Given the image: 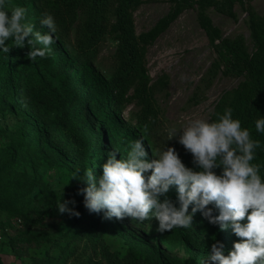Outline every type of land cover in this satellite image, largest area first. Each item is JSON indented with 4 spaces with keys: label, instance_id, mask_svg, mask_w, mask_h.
<instances>
[{
    "label": "trees",
    "instance_id": "trees-1",
    "mask_svg": "<svg viewBox=\"0 0 264 264\" xmlns=\"http://www.w3.org/2000/svg\"><path fill=\"white\" fill-rule=\"evenodd\" d=\"M143 1L32 0L42 10L44 18L46 14L54 18L56 31L52 34L53 38L68 53L80 74L76 79L68 73L52 45L48 46L50 50L45 58L37 57L32 62L27 58L30 51L27 39L30 37L25 39L23 47L15 46L10 38L5 42L11 47L9 53L0 50V106L15 114L21 126L25 124L26 128L17 130L0 153V212L17 215L16 205L35 188L44 196L45 192H49L38 172L39 167L46 165L57 168L63 182L70 188L75 201L73 208L80 213L78 217L71 216V219L77 223L80 232L88 228L104 231L111 225L114 217L106 219V210L89 212L84 206L83 195L78 194V190L86 186L78 181L85 170H92L94 183L99 187L102 166L108 159L102 150L105 135L98 134L88 119L87 111L119 135L113 122L124 105L134 101L140 108L136 126L130 131V136L121 134L118 137L122 145L119 159H126L131 145L142 139L151 161L153 148L148 137L157 114L154 89L156 85L164 88L167 78L164 75L154 85L150 84L146 69L147 49L182 13L194 7L198 9V25L216 55L207 70L209 79L212 80L218 73L242 79L236 88L221 95L210 122L218 120L227 108L232 109V118L240 121L242 130L247 129L250 138L259 141L260 146L254 150L251 163L259 166V175L264 181V133L258 132L255 127L258 119H264V15L258 16L246 9L254 48L249 52L242 38H223L206 15V10L212 8L228 18H235L234 7H244V0H167L169 11L150 30L137 35L133 12ZM13 4L14 7H21L17 0ZM24 22L30 24L26 15ZM33 30L45 33L35 26ZM46 31L49 32L47 27ZM107 39L113 40L116 47L112 56L114 71L109 79L104 80L94 72L93 63ZM57 134L63 137L59 138ZM64 146L71 147L77 154L64 153ZM178 155L186 167L199 171L189 151L184 150ZM214 171L219 175L222 169ZM149 175L151 170L145 173L146 177ZM74 176L76 179H73ZM209 206L213 212L219 213L215 203ZM241 223L246 224L247 219ZM185 232L184 228H174L164 232L162 239L167 242L174 234L184 236ZM232 233L234 242H239L240 238ZM123 237L127 245L123 258L105 251L110 264H162L155 248ZM70 239L71 236L65 234L54 239L51 247L55 252L41 256L37 263L62 264L70 253L66 248ZM217 241L220 242L214 239L206 248L211 249ZM185 250L189 256L188 264H211L206 261L207 257L196 251L188 247Z\"/></svg>",
    "mask_w": 264,
    "mask_h": 264
},
{
    "label": "rangeland",
    "instance_id": "rangeland-1",
    "mask_svg": "<svg viewBox=\"0 0 264 264\" xmlns=\"http://www.w3.org/2000/svg\"><path fill=\"white\" fill-rule=\"evenodd\" d=\"M13 1L5 2L4 10L11 13ZM26 9V19L33 26L46 31L41 25L44 19L42 10L32 3V0H17ZM244 7H234L235 18H228L214 9L206 10L213 25L218 28L223 38L230 40L242 38L249 52L254 51L248 27L246 9H250L258 16L264 15V0H244ZM170 8L167 0H144L134 12L136 34L150 30ZM197 7L182 13L178 19L163 33L146 53V69L150 84L154 85L165 75L167 85L162 88L156 85L154 89L156 121L150 128L149 144L153 148L152 159L158 158L167 147H174L178 154L184 150L179 140L180 133L169 140V131L177 132L193 119H205L210 122L213 109L225 91L238 86L241 78L224 76L221 73L209 79L207 70L215 60L216 55L197 22ZM73 36V31H72ZM55 41V40H54ZM54 51L60 56L68 73L79 78V71L74 67L68 53L61 49L56 42L52 44ZM116 43L107 39L100 53L93 63L95 73L104 80L109 79L114 71L113 54ZM131 93V92H130ZM129 93V94H130ZM139 107L134 101L126 103L118 118L113 122L116 135L110 127L103 125L87 111V116L98 134L105 135L102 150L106 156L111 151L116 152L119 159L122 145L118 142L121 134L130 136V131L136 126ZM19 118L10 113L6 107L0 106V153L9 142L13 134L25 130ZM60 138L63 135L57 134ZM64 153L77 154L71 147L64 146ZM39 175L45 184V196L37 188L22 202L16 205L17 215L0 212V262L1 264H38L37 259L48 256L54 251L51 242L61 235L71 236L67 241L70 251L68 258L62 264H110L106 250L115 253L118 258L126 254L127 236L155 248L160 255L162 264H188L189 256L186 247L207 257L211 249L206 246L214 239L220 240L224 246V254L233 250L235 236L230 222L224 230L214 225L197 211L193 217L192 227L187 228L185 235L177 233L171 240L164 242L162 234L157 231L158 221L140 222L131 217L118 220L115 217L111 225L104 231L101 229H86L79 231L77 223L72 221L67 213L58 211L57 203L63 200L74 201L70 188L63 182L57 168L49 166L39 167ZM166 196L179 207L176 186H171ZM68 207L73 208L74 204ZM189 206V214L192 212ZM210 208V206H208ZM250 214V211H249ZM213 215H219L213 212ZM62 238V237H61ZM55 252V251H54Z\"/></svg>",
    "mask_w": 264,
    "mask_h": 264
},
{
    "label": "clouds",
    "instance_id": "clouds-1",
    "mask_svg": "<svg viewBox=\"0 0 264 264\" xmlns=\"http://www.w3.org/2000/svg\"><path fill=\"white\" fill-rule=\"evenodd\" d=\"M4 6L5 0H0V50L9 53L11 47L5 42L10 38L15 46L23 47L25 39L30 37L27 58L32 62L37 57L45 58L50 50L48 46L55 42L54 18L46 14L41 20V25L49 29L41 34L24 22L26 9L14 7L9 15ZM255 127L264 133V119H258ZM178 133V142L192 154L199 171L186 167L174 147H167L158 158L149 161L143 140L137 139L126 159H117L115 151L108 153L99 187L94 183L92 170H85L78 180L86 185L78 190L84 197L85 208L93 213L106 210V219L131 217L143 222L155 218L160 233L192 227L194 214L200 211L210 223L219 225L220 230L230 222L234 234L240 238L227 255L222 243H213L206 261L264 264V181L259 166L251 163L259 141H253L247 129L242 130L240 121L232 118L231 108L216 121L193 119L180 132L170 130L169 140ZM217 168L222 169L219 175L214 171ZM150 170L151 175L146 177ZM171 186L177 188L179 207L166 196ZM70 203L75 201L62 199L56 207L61 214L78 217L80 213L68 207ZM211 203L219 208V215H213L208 207ZM190 205H194L191 214ZM245 218L247 223L242 224Z\"/></svg>",
    "mask_w": 264,
    "mask_h": 264
}]
</instances>
